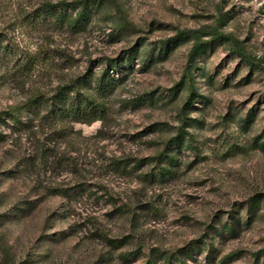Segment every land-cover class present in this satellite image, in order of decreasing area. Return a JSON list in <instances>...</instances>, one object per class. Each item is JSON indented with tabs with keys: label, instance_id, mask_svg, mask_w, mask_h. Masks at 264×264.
<instances>
[{
	"label": "rangeland",
	"instance_id": "374dc122",
	"mask_svg": "<svg viewBox=\"0 0 264 264\" xmlns=\"http://www.w3.org/2000/svg\"><path fill=\"white\" fill-rule=\"evenodd\" d=\"M44 1L59 0H0V33L31 65L0 63V111L133 46L138 57L110 71L119 83L102 121L52 123L41 110L22 111L26 126L0 123V264H254L264 200L254 218L246 209L264 196V0H104L79 32L26 20ZM181 33L164 59L142 63L151 44ZM194 36L205 47L185 107L187 85L171 90ZM81 184L82 195L56 193ZM223 224L234 233L210 245Z\"/></svg>",
	"mask_w": 264,
	"mask_h": 264
},
{
	"label": "trees",
	"instance_id": "16d2710c",
	"mask_svg": "<svg viewBox=\"0 0 264 264\" xmlns=\"http://www.w3.org/2000/svg\"><path fill=\"white\" fill-rule=\"evenodd\" d=\"M103 1L104 0L44 1L39 7L35 8L32 13L26 14L25 18L30 23L54 25L56 27H64L72 32H79L86 29L91 19L90 17L98 13L99 8L104 4ZM182 34L183 33L174 36L171 40L159 42V44H151L149 50L142 56V63L164 59L171 48L178 42H184L187 39L188 35L182 36ZM113 35L114 34L111 33V36ZM4 37L5 36L0 33V63H18L20 64L18 67L30 69L31 65H29V58L21 56L16 47L9 45ZM223 39H225V37L222 34H214L213 40L222 41ZM204 47L205 45L201 38L199 36H194L193 45L188 53L183 80L178 82L171 90V96L174 97L179 90L187 85L188 96L185 107H191L198 96L191 84V70L192 66H194L196 56L200 55ZM137 50V46H133L123 51L116 58L107 59L106 68H102L99 73L95 74L90 71L84 76L75 78L71 83L59 86L50 96L36 95L30 98L19 110L12 109L0 111V123L6 124V120L8 119L12 122V126L15 125L14 127L17 125L26 126L27 123L23 122L21 117L22 111L26 112L27 115H38L41 110L44 111L42 115L43 118L47 119L48 122L58 124L69 122L89 125L95 121L104 120L109 110L108 99L110 95H112L114 86L119 83V79L114 78L110 74V71L123 72V67L132 63L134 59H137ZM155 51L158 52L156 58H154ZM234 52L249 66H262L255 63L239 46L234 47ZM180 137L183 138L181 134H178L177 138L181 139ZM4 139L5 134L0 131V142ZM261 141V147L264 150V138H262ZM159 172L161 175L165 174L163 171ZM86 188V186L81 184L72 187L70 193L67 190L56 193L61 196H79L86 192ZM263 200L264 196L260 194L250 199L246 209L248 218H254L257 215L258 208ZM223 231L233 234V224H223L221 229L214 228L209 244L212 245L216 237L221 235ZM260 255L262 261H259ZM157 257L164 261H172V256H165L159 253ZM174 258L178 263L184 264L181 258L175 256ZM146 264H155V262L153 258H149ZM254 264H264V248L255 255Z\"/></svg>",
	"mask_w": 264,
	"mask_h": 264
}]
</instances>
